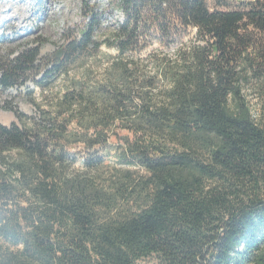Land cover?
Instances as JSON below:
<instances>
[{"label":"trees","instance_id":"16d2710c","mask_svg":"<svg viewBox=\"0 0 264 264\" xmlns=\"http://www.w3.org/2000/svg\"><path fill=\"white\" fill-rule=\"evenodd\" d=\"M114 3L105 41L92 11L44 69L41 46L0 57V107L41 71L47 100L0 123V264H264V7ZM106 43L103 73L70 70Z\"/></svg>","mask_w":264,"mask_h":264},{"label":"rangeland","instance_id":"374dc122","mask_svg":"<svg viewBox=\"0 0 264 264\" xmlns=\"http://www.w3.org/2000/svg\"><path fill=\"white\" fill-rule=\"evenodd\" d=\"M26 1V5H23L26 16L22 19L19 18V12L22 8L17 10L15 6L12 10H8L9 7L0 4V57H6L7 55L15 57L27 46H41L40 57L44 58L42 69H44V61H46V65L52 60L54 55L60 50H63V46L68 37L73 35L79 36L81 30L89 25L87 15H90L92 11L97 16L98 26L94 29V40L96 41H105L110 33L117 30L119 25L125 20L123 11L117 8L114 0ZM65 3L68 6H66L67 9L70 10V14L66 17L57 8L59 4L64 5ZM207 3L211 10L249 9L256 6L264 7V0H207ZM48 4H51L53 8V12L49 17L46 15V6ZM195 33L196 29L190 28L185 40L194 38ZM162 47L160 42L151 43V46H148L141 52V56L146 57L153 49ZM118 54L119 50L117 47H110L106 43L99 51L95 52V56L89 58V61L77 57L73 59L76 63L71 64L69 68L72 72H76L91 66L93 72L101 74L103 73L104 66H106L103 65L105 64L106 57ZM62 56V54L59 57L56 55V59H60ZM44 73L45 71L33 73L29 76V80L25 84L15 85L1 93L0 117H3L0 119L1 124L6 126H11L13 123L22 125L14 111L5 108V106H13L20 112L40 121L41 113L38 106L34 104V101L44 106L47 103V100L44 99V95L42 94V87L37 83L43 78ZM56 77L51 79L49 89L52 93H56L61 87L62 79H56ZM53 95L54 93H50L49 96L53 97ZM248 95L254 106V112L257 113L259 109L258 97L255 93L249 92ZM114 165H118L117 157L115 156V150H111V153L106 156L104 169L108 176H110L108 170ZM132 168L135 169L136 167ZM154 262L153 259H148L144 263L153 264Z\"/></svg>","mask_w":264,"mask_h":264},{"label":"bare ground","instance_id":"6f19581e","mask_svg":"<svg viewBox=\"0 0 264 264\" xmlns=\"http://www.w3.org/2000/svg\"><path fill=\"white\" fill-rule=\"evenodd\" d=\"M26 3H27L26 0H6V1L2 0V1H0V4H3L4 6L9 7L8 10H12V8L15 7V6H16L17 10H20L22 8L20 10V12H19V18L20 19H22V18H24L26 16L25 13H24V8H23V5H26ZM64 5L59 4V6H57V8H58L59 11H61V14L64 17H66V16H68L70 14V10L67 9L68 6L66 5V3ZM66 9H67V11H66ZM52 12H53V8H52L51 4H48L46 6V15L49 17V15L52 14ZM2 118L0 117V119H2Z\"/></svg>","mask_w":264,"mask_h":264},{"label":"water","instance_id":"95a60500","mask_svg":"<svg viewBox=\"0 0 264 264\" xmlns=\"http://www.w3.org/2000/svg\"><path fill=\"white\" fill-rule=\"evenodd\" d=\"M62 53H63V50H60V51L57 53V56L59 57Z\"/></svg>","mask_w":264,"mask_h":264}]
</instances>
